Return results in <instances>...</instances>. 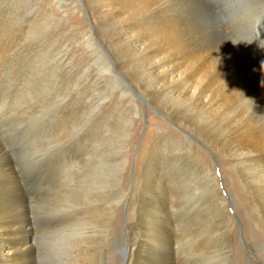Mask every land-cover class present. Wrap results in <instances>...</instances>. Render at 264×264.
<instances>
[{"label":"rangeland","instance_id":"374dc122","mask_svg":"<svg viewBox=\"0 0 264 264\" xmlns=\"http://www.w3.org/2000/svg\"><path fill=\"white\" fill-rule=\"evenodd\" d=\"M97 1L0 0V46L10 47L0 59V147L11 159L22 189V195L14 198L28 205L30 232L25 234L46 256L42 258L38 248L35 264H47L49 259L59 264L74 253L77 227L40 231L76 221L78 211H90L96 222H107V264H122L123 248L132 239L130 231L151 221L155 205L166 210L178 203V197L180 226L192 217L203 219L206 226L217 224L219 218L211 216L208 203L201 205L203 197L227 206L232 217L230 249L236 262L264 264V231L257 236L260 227L247 226L248 220L258 222L239 170L223 156L224 161H219L203 144L202 134L190 129L205 125L207 115L166 94L142 100L143 83L154 85L155 75L150 72L132 80L139 93L122 100L127 83L119 64L135 57L132 67L143 65L137 63L136 53L134 57L120 53L125 41L107 24V9L89 11L92 3L100 6ZM92 118L101 121L96 128L100 132L83 143L77 137L80 120ZM76 140L80 145L72 150ZM172 146L179 150L173 151ZM181 152L186 159L178 157ZM187 211L195 215L187 217ZM169 212L158 221L168 224ZM222 237L223 231L207 247ZM181 250L184 253V247ZM183 256L176 255L175 260ZM199 256L193 247L191 264ZM206 256L204 264H212V257ZM175 260L173 255L174 264Z\"/></svg>","mask_w":264,"mask_h":264},{"label":"bare ground","instance_id":"6f19581e","mask_svg":"<svg viewBox=\"0 0 264 264\" xmlns=\"http://www.w3.org/2000/svg\"><path fill=\"white\" fill-rule=\"evenodd\" d=\"M198 1L100 0L97 1L100 6L91 2L88 9H107V24L110 28L113 25L125 41L120 53L127 54V57H134L136 53L137 63L143 65L142 69L133 68L135 57L119 64V72H124L127 83L121 94L122 100L139 93L132 80L143 78L150 72L155 75L154 85L143 83V92L147 95L142 93V100L147 102L149 97L162 98L166 94L172 100L187 103L194 111L207 115L205 125L190 129L202 134L203 144L219 161L225 160L239 170L246 184L249 208L258 222L254 224L248 220L246 223L250 228L260 227L256 231L259 236L264 231V0H201L202 7ZM9 50L7 45L0 46V59ZM110 71L107 73L112 74ZM102 119L107 125L106 118ZM100 123L94 118L81 119L77 137L85 143L87 137L100 132L96 130ZM75 142L70 146L72 150L80 145L77 140ZM87 146L91 145L86 143ZM184 156L182 152L178 154L179 158ZM10 161L0 147V264H35L34 253L41 246L35 248L25 234L30 232L28 205L25 200L14 198L22 195V189ZM164 184L160 183L162 187ZM179 198L177 204L172 203L166 210L155 205L156 215H151V221L130 231L132 239L123 248L122 264H174L173 255L175 260L179 254L184 256L175 260V264H191L193 247L200 256L192 264L208 262L206 253L212 257V264H239L230 249L232 217L227 206L203 197L201 205L208 203L211 216L219 218L217 224L206 226L203 219L194 221L192 217L191 221L188 219L189 223L180 226L183 222L177 223ZM6 200H12V203L4 204ZM94 200L93 197L89 201ZM139 201L142 202V194ZM168 209L172 216L170 222L158 221L167 215ZM194 212L187 211L184 215L193 216ZM75 213H81L76 221L55 230L44 227L40 231L64 232L73 229L70 227L78 228L80 234L74 253L59 264H107V222L103 219L96 222L90 211ZM222 231L224 238L207 247L208 241ZM207 232H210L208 237ZM24 239H28L27 242ZM40 255L46 257L41 248ZM47 264H52L50 259Z\"/></svg>","mask_w":264,"mask_h":264}]
</instances>
